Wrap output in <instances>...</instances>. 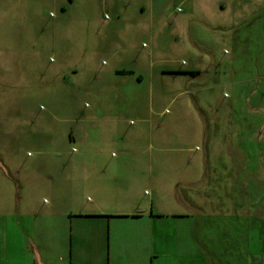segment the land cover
<instances>
[{
  "label": "rangeland",
  "instance_id": "rangeland-1",
  "mask_svg": "<svg viewBox=\"0 0 264 264\" xmlns=\"http://www.w3.org/2000/svg\"><path fill=\"white\" fill-rule=\"evenodd\" d=\"M251 3L223 12L215 0H0L5 264H99L107 253L76 216L129 200L150 211L144 175L155 178L154 213L169 219L154 251L143 223L112 220L122 231L111 264H264V32L257 22L210 30L231 28ZM178 67L203 70L207 82V70L221 69L227 85L180 88L165 73ZM226 119L240 128L227 133ZM231 152L242 156L228 161ZM150 155L159 162L142 161ZM27 202L39 253L30 243L25 254L18 243L26 250L29 239L13 230Z\"/></svg>",
  "mask_w": 264,
  "mask_h": 264
},
{
  "label": "crops",
  "instance_id": "crops-1",
  "mask_svg": "<svg viewBox=\"0 0 264 264\" xmlns=\"http://www.w3.org/2000/svg\"><path fill=\"white\" fill-rule=\"evenodd\" d=\"M216 2L219 3V8L221 11L225 12L227 11V7L229 6V4H234L236 2H239L240 6L242 4L246 5H252L251 2H253V10H251L250 12H248V15H246V11L245 9L242 10V13L240 12V16H238L237 18L235 17L236 21L234 22V24H232V26H230L231 28L228 27H224L223 25H221L222 27H218V28H214L211 26L210 24V30L217 33H223V32H228L231 31L234 32L235 34L243 27H248L251 26L253 23L256 26V22L260 25V30H262L264 32V0H215ZM222 12V14H223ZM238 15V14H237ZM253 25V26H254ZM264 35V34H263ZM217 67V66H216ZM223 69V68H222ZM175 71H183V72H194L196 74L191 75V74H185L183 72H165L168 74H172L173 75H178L175 77H180V81H182L180 84V88L184 87L186 84H190V82L192 81L193 83L199 85L198 88L201 89H209V91H216V89L220 90L221 88H224L227 85V81H228V76H221V69H215L213 71L212 70H207L206 73L207 75L210 76V78H208V82L207 79L205 80H201L204 78L205 75H203V70L200 69H194L193 67L191 68H177L174 69ZM220 70V71H218ZM224 73L226 74V67H224L223 69ZM191 75V76H190ZM185 82V83H184ZM185 85H184V84ZM209 83V85L207 84ZM195 90L192 92L194 93ZM226 93H223V96H225ZM208 97V96H206ZM207 102H209V98ZM229 106H222L221 109H223L224 111H228ZM219 119V118H218ZM220 120V119H219ZM222 123V122H221ZM239 123L240 122H236L235 124L237 125H229L230 122L228 121V119L225 120V122L223 123L222 127L224 126L223 130H226L227 133H229V131H232V129H238L239 127ZM234 124V123H233ZM225 133V132H224ZM227 133L224 134L227 135ZM72 138V137H71ZM74 139V137H73ZM232 154L229 155H224L225 159L228 158V161H236L237 159H240V155L241 154H234V152H231ZM225 154V153H224ZM218 155H223V154H218ZM242 156V155H241ZM230 157V158H229ZM122 159V161H125V157L122 156L120 157ZM143 162L146 163H152V162H159V156H154V155H150L149 157H143ZM203 161H208V158L204 157ZM83 161L80 160L79 162V167L83 166ZM206 167V166H205ZM87 175L90 174V171H86ZM22 173V172H20ZM19 173V174H20ZM18 174V175H19ZM99 174V173H98ZM68 177V176H67ZM80 177V176H79ZM98 176L95 175V173L92 171L91 172V179L97 178ZM23 178V175L21 176H16V180L18 182V188L21 189L22 184L20 183V179ZM65 178V176H64ZM112 179L114 177H111ZM142 177H138L136 178L134 181H137V179H139V181H141ZM144 183L146 184L145 188L143 192L147 193L148 191H150V204H151V210L147 211L144 210L141 206L138 207L135 206L136 204L133 203V200H129L128 207H121V206H116L115 207V212L113 213H108V212H101L99 214L93 213V214H79L76 216V218H78L79 220H87L89 223H91L93 230H94V241L99 243V248L96 251L99 254V257H101V255L106 251L107 255L104 257L103 261H101L99 264H111V257L113 256L114 253V242L116 241V238L118 237V233L121 230L120 227H115L112 225V220H124V219H129L132 218L133 220H138L137 223H143V225H141V227H148L150 229V231L152 232V240L151 238L148 239V242H150L151 248L154 251V249L156 248V244H157V240H156V234L158 233V231L160 230L161 233L163 234V230H164V223L162 222V220H168L169 216H165L164 214L158 213L155 214L153 207H154V201L156 200V193L154 191V176H146L144 175ZM208 178V176H207ZM52 179V178H51ZM132 181V180H131ZM127 183V186L131 185L132 182ZM125 182L123 183H118V181L116 179H114L113 184L115 186H118V188L120 189L121 184L124 185ZM134 183V182H133ZM206 183V180H205ZM86 184H90L91 188H95L97 183L92 181V182H87ZM52 185V182H50V189H54ZM127 186H125L127 188ZM92 193H96L95 190ZM191 201V199H189ZM193 200V199H192ZM121 207V208H120ZM105 208V207H103ZM120 209H126L125 211H121ZM92 210H98V208L96 207H92ZM99 210H102L99 209ZM16 211V223L13 224V226L15 227V229L13 228L14 232L16 230V232H18V235H16V237L21 238V237H27L29 239L27 245H29V247L25 250L24 249V244L23 241L19 242L18 244L21 246V248L23 249L22 251L27 254L28 250H30V243L33 244V248L32 250H34L36 253H39L38 249H41L39 246L35 245V240L32 237L31 233L36 232L34 230L35 227L38 226V223L35 225L36 223V219L33 218V212H31V204L29 202H27L26 204H24L22 206L21 203L17 204V207L15 209ZM22 216H24V218H22ZM186 218V217H191L190 215H174L172 216L173 219H178V218ZM25 221V222H24ZM8 225V220L6 219H1L0 220V253H2L0 256V264H5L3 257L5 256V248H7V244L8 241H10V236L8 234H6L5 231V227ZM166 226V225H165ZM8 230V229H7ZM4 232V233H2ZM40 233V232H39ZM43 234V235H41ZM40 235L44 238L45 233L42 232ZM13 240L15 241V235L13 233L12 235ZM127 238H125L124 240L126 242H128L126 240ZM33 240V242H32ZM7 242V244H6ZM123 242V241H122ZM155 242V243H154ZM124 243V242H123ZM31 244V245H32ZM9 245V244H8ZM4 251V252H3ZM27 252V253H26ZM24 254V255H25ZM39 256V255H38ZM89 258H92L91 255L88 256ZM98 257V256H97ZM19 261H17V263L19 264ZM16 263V264H17ZM35 264H37V262L35 261ZM38 264H45L42 260L38 261ZM90 264V262H89Z\"/></svg>",
  "mask_w": 264,
  "mask_h": 264
},
{
  "label": "trees",
  "instance_id": "trees-1",
  "mask_svg": "<svg viewBox=\"0 0 264 264\" xmlns=\"http://www.w3.org/2000/svg\"><path fill=\"white\" fill-rule=\"evenodd\" d=\"M166 72H183V71H175V70H171V69H168V71H166ZM183 73H185V74H191V75H194V74H196V73H194V72H183Z\"/></svg>",
  "mask_w": 264,
  "mask_h": 264
}]
</instances>
